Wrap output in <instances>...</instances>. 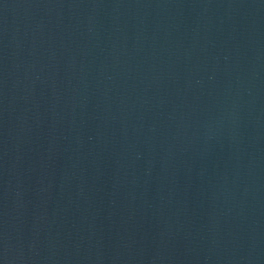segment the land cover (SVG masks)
Here are the masks:
<instances>
[{
	"label": "water",
	"instance_id": "95a60500",
	"mask_svg": "<svg viewBox=\"0 0 264 264\" xmlns=\"http://www.w3.org/2000/svg\"><path fill=\"white\" fill-rule=\"evenodd\" d=\"M0 264H264V0H0Z\"/></svg>",
	"mask_w": 264,
	"mask_h": 264
}]
</instances>
